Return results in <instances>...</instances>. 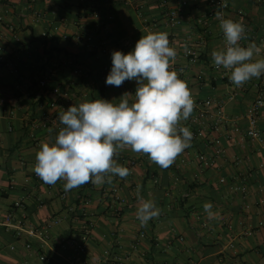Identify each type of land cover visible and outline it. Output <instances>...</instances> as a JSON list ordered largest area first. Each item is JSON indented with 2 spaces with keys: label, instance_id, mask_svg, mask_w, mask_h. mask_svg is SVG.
Listing matches in <instances>:
<instances>
[{
  "label": "crops",
  "instance_id": "1",
  "mask_svg": "<svg viewBox=\"0 0 264 264\" xmlns=\"http://www.w3.org/2000/svg\"><path fill=\"white\" fill-rule=\"evenodd\" d=\"M227 2L224 18L246 27L241 45L255 42L261 53L253 59L264 58V0ZM26 6L27 0H0V47L11 62L0 66V263L39 264L35 248L53 254L58 236L77 232L82 220L78 213L85 211L94 222L87 242L89 264H109L105 249L127 255V264H264V146L246 136L245 116L247 106L264 92V74L236 87L228 70L213 67L211 52L224 47V37L219 20L208 13V0H167L165 6L159 0H34ZM168 9L179 11V23L168 22ZM149 32L168 34L170 47L177 51L173 66L192 95L220 103L227 121L201 136L188 126L191 146L168 169L126 149L115 159L131 174L114 177L111 185L88 183L65 192L63 180L48 185L34 177L41 143H53L58 135L41 124L50 108L47 98L36 94L38 76L51 62H60L48 85L74 80L73 105L96 99L118 104L123 94H135L137 83L106 84L112 53L128 54ZM184 45L198 53L195 61L184 56ZM71 55L86 75L72 76V65L61 61ZM133 99L129 97L130 103ZM73 105L65 102L56 111ZM257 127L264 129L262 117ZM208 136H219L223 154L214 155ZM199 153L213 162L200 168ZM137 185L161 214L143 227L144 236L134 245L141 227ZM15 201L21 206L13 207ZM206 202L219 219H208ZM8 210L14 223L40 224L54 216L61 221L51 228L49 240H33L35 248L26 249L24 237H15L13 226L2 223Z\"/></svg>",
  "mask_w": 264,
  "mask_h": 264
},
{
  "label": "clouds",
  "instance_id": "2",
  "mask_svg": "<svg viewBox=\"0 0 264 264\" xmlns=\"http://www.w3.org/2000/svg\"><path fill=\"white\" fill-rule=\"evenodd\" d=\"M223 32L224 47L211 52L217 69L230 72L229 79L242 87L264 74V58L253 59L261 53L255 42L246 47V27L242 22L224 18L215 12ZM187 52V46H183ZM177 57L170 47L166 32H149L136 43L133 51L112 53V68L106 84L120 87L125 80H135V94L125 93L118 104L104 99L70 106L59 114L62 127L54 142H42L35 155L34 173L48 185L65 181L64 191L91 183L111 185L114 177L131 174L115 157L123 150L147 155L161 169L171 167L179 155L191 146L192 132L187 121L195 108V99L186 81L172 70ZM134 99L130 103L129 97ZM264 106V101H258ZM51 131V130H50ZM136 193L139 206L136 218L142 227L157 219L161 209L153 200ZM209 220L219 219L210 202L203 205Z\"/></svg>",
  "mask_w": 264,
  "mask_h": 264
},
{
  "label": "built area",
  "instance_id": "3",
  "mask_svg": "<svg viewBox=\"0 0 264 264\" xmlns=\"http://www.w3.org/2000/svg\"><path fill=\"white\" fill-rule=\"evenodd\" d=\"M33 1L34 0H27L26 7H30ZM106 1L111 3L115 0ZM180 1H182V3L186 2V0ZM159 2L161 3V5L165 6L167 0H159ZM208 4L210 6V10L208 13L212 15H215L216 11L223 12V10L228 7L227 0H208ZM91 15L93 17H97L98 12L96 10H93L91 12ZM166 15L167 20L170 24H177L180 22L181 16L178 10L168 9L166 11ZM42 35H45V33L42 32ZM75 37L79 38L80 34L76 33ZM87 39H89L88 36ZM1 49L2 48L0 47V66L4 64H11L10 60L7 59L5 53ZM101 51H104V49H102ZM184 56L188 59V61L193 62L197 59L198 53L195 50L188 48V51L184 52ZM61 61L67 62L72 65V76L86 75V70L75 56L71 55L66 60ZM59 63L60 62H51L50 64H48L42 74L39 75L36 79V94L38 97L47 98L48 106L50 108V111H45L43 113L41 117V124L56 133H58L59 129L62 127L58 116L61 112L67 110L65 108H62L61 111H56V108L65 102L73 105L75 97L74 93L71 90V85L74 83V80L72 79L63 84L48 85V78L53 73V69L56 68ZM213 67L217 69L214 66V63ZM13 70L17 71L15 66H13ZM172 70H175L178 73L175 66H173ZM179 78L182 79L180 75ZM193 97L195 99L194 111L188 119V124L184 125L182 123V125L186 127L190 126V128L192 127L193 131L191 129L190 131L199 136H201L202 134H206V132H204L205 130H219V127L227 121V116L225 115L222 105L215 102L209 96L204 98H198L197 96ZM258 101H264V92L260 91L245 110V116L248 122L246 128V136L249 140L256 141L259 146L263 147L264 129L257 127V121L259 117H262L264 119V106H260V104H258ZM206 140L214 148L215 156L223 154L224 149L219 136H208ZM196 159L200 168L206 167L210 165L211 162H213V158L207 157L204 153L196 154ZM34 177L38 176L34 173ZM220 181H224L223 176L220 178ZM187 195L188 193L184 194V196ZM62 196H64V194H62ZM12 206L18 207L21 206V203L19 201H15ZM73 209L74 208L71 206L70 210ZM78 214L82 217L78 231L69 234H61L60 236H58V238L56 239L57 249L54 250L53 254L45 253L39 247L35 248L33 240H40L42 242L49 240L51 237V228H53L61 221V218L59 216H54L40 224L25 223L20 221L14 223L13 212L8 210L2 218V223L7 227L13 226V233L15 237H24L23 246L26 249H36L39 264H89V261L87 259V242L92 234L94 222L85 211H82ZM143 236L144 230L141 226L137 237L133 241L134 245L138 244L139 238ZM13 247L14 246L10 245V248ZM103 254L106 256L109 264H127L126 262L129 258L127 255L114 253L109 249H105L103 251ZM128 264H135V262L130 261Z\"/></svg>",
  "mask_w": 264,
  "mask_h": 264
},
{
  "label": "trees",
  "instance_id": "4",
  "mask_svg": "<svg viewBox=\"0 0 264 264\" xmlns=\"http://www.w3.org/2000/svg\"><path fill=\"white\" fill-rule=\"evenodd\" d=\"M86 185H88V184H86Z\"/></svg>",
  "mask_w": 264,
  "mask_h": 264
}]
</instances>
